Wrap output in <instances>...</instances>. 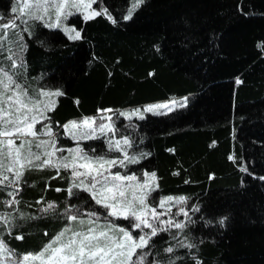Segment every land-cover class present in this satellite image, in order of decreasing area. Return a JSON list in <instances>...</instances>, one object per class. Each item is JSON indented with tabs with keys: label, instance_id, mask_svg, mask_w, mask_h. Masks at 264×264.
<instances>
[{
	"label": "trees",
	"instance_id": "16d2710c",
	"mask_svg": "<svg viewBox=\"0 0 264 264\" xmlns=\"http://www.w3.org/2000/svg\"><path fill=\"white\" fill-rule=\"evenodd\" d=\"M131 4L103 0L115 24L106 17L84 22L80 14L70 16L68 23L82 30L77 41L59 29L30 22L34 35L21 33L26 50L19 82L30 93L41 88L64 93L56 98V110L48 113L62 147L71 146L72 140L61 125L96 116L98 109L117 115L188 97L185 107L164 115L113 118L119 129L115 137L129 135L134 141L130 154H149L127 172L140 176L155 171L157 198H188L183 207L194 223L179 239L187 236L186 242L196 248L177 247L171 255L182 259L176 264H264V180L259 179L264 177V0H145L131 20H124ZM13 7L15 0H0V23L15 18ZM3 63L7 67L10 62ZM80 144L86 151L95 148L96 154L109 155L104 138ZM53 175L48 169L27 172L15 208L2 203L10 199L9 189L0 192V213L11 210L18 225L11 235L0 226V235L21 254L38 251L65 226L66 206L92 202L86 193L68 199L66 191H55L66 189L68 180L50 179ZM61 176L67 174L61 171ZM48 202L58 205L55 215L41 212ZM193 205L200 211H190ZM20 212L37 218L21 219ZM223 217L227 219L221 226ZM19 234L25 238L15 239ZM174 244L169 233H161L154 258L166 264L169 254L163 249Z\"/></svg>",
	"mask_w": 264,
	"mask_h": 264
},
{
	"label": "snow or ice",
	"instance_id": "6c2138e0",
	"mask_svg": "<svg viewBox=\"0 0 264 264\" xmlns=\"http://www.w3.org/2000/svg\"><path fill=\"white\" fill-rule=\"evenodd\" d=\"M144 3L145 0H132L123 19L131 20ZM93 5L98 7L94 8ZM11 11L17 14L15 18L0 23V192L6 188L12 189L6 193L10 199L2 203L8 208H15L21 203L17 197L22 191L21 184L26 183L25 174L48 169L55 172L50 179L68 180L66 189L56 188L55 191H66L68 199H80L81 193H86L104 211L101 213L94 208L84 211L83 204H87V200L81 205L66 206L63 210L65 226L36 252L18 255L0 235V264H162V261L154 258L153 252L155 239L161 233H169L171 239L176 241V244L163 249L164 253L169 254L166 264H176L182 259L171 255L177 247L196 248V244L186 242L187 236L179 239L188 224L194 223L189 210L183 207L188 198L183 195L153 196L159 188L155 171H145L140 176L135 172L120 171L129 165L139 164L149 154H130L128 149L133 147L134 141L129 135H123L120 139L109 138V134L114 137L119 132L112 115H108L114 110L98 109V117H83L79 121L71 120L61 125L64 134L75 141L76 146H58L57 133L53 130L52 118L48 113L56 110V98L64 93L43 88L38 93H30L19 82L21 73L18 69L25 66L21 56L26 50L21 33H27L29 37L34 35L31 30L33 24L30 22H39L51 30L59 29L69 40L77 41L82 39V30L64 26L70 16L80 14L84 22L106 17L113 24L117 22L116 19L103 6V0H17V6ZM4 61L10 62L7 67ZM236 83L239 85L242 81L237 78ZM187 102L188 97H184L170 103L150 105L142 111L137 108L131 112H119L118 115L129 121L133 117L143 120L144 113L164 115L166 113L161 110L172 112L177 107H185ZM37 125L40 127L37 128ZM102 137L107 138L109 152L115 151L121 155L109 157L96 154L95 148L86 151L79 143L100 140ZM228 159L235 163L234 155ZM61 171L67 176H61ZM240 171L247 172V167L241 166ZM259 179L264 180V177ZM42 202L43 198L36 201L37 204ZM172 205L181 207L173 213ZM57 207L55 202H48L41 212L55 215ZM190 211L199 212L200 208L193 205ZM181 215L185 220L174 219ZM20 218L30 220L37 217L25 216L20 212ZM226 219L223 217L219 220L221 226ZM14 220L11 212L0 213V226L9 235L13 227H18L14 225ZM117 220L126 221L129 226L117 224ZM172 229L177 232L172 233ZM24 238L22 234L15 236L17 240ZM149 257L153 259L149 261Z\"/></svg>",
	"mask_w": 264,
	"mask_h": 264
},
{
	"label": "rangeland",
	"instance_id": "374dc122",
	"mask_svg": "<svg viewBox=\"0 0 264 264\" xmlns=\"http://www.w3.org/2000/svg\"><path fill=\"white\" fill-rule=\"evenodd\" d=\"M17 6V0H15V7ZM94 6V5H93ZM82 16V15H81ZM68 20H69V18L64 22V26L65 27H68V28H73V26H71L69 23H68ZM173 100H182V99H170V100H168V101H164V102H159V103H153V104H148V105H145V106H142V107H136V108H131V109H127V110H123V111H119V112H131V111H133L134 109H137V108H139V109H141V111L145 108V107H148V106H150V105H155V104H161V103H170L171 101H173ZM161 111H163V112H168L166 109H164V110H161ZM118 112V113H119ZM145 114H147V113H144V115ZM100 115V113H98L96 116H92V117H98ZM108 115H112V117L113 118H115V116H119L118 114L117 115H115L114 113H108ZM123 117V116H122ZM125 118V117H124ZM82 119V118H81ZM81 119H77V121H79V120H81ZM126 119V118H125ZM132 119H137L136 117H133ZM40 127V125H37V128H39ZM63 133H64V130H63ZM58 136H60V134H57V138H58ZM66 136V135H65ZM43 139H47V137H42ZM102 138H104V137H102ZM109 138H113V139H120V138H117V137H113L112 136V134H109ZM104 139H106L107 140V138H104ZM82 141H80L79 143H81ZM81 145V144H80ZM59 146V145H58ZM76 146V142L75 141H73L72 140V145L71 146H68V147H65V148H72V147H75ZM128 151H129V149H128ZM129 153H130V151H129ZM66 154V153H65ZM108 156L109 157H116V156H120L121 154L120 153H117V152H115V151H112V152H109L108 151ZM113 171H116V169H113ZM120 171H122V172H124V171H127V169H120ZM12 189H9V191H11ZM184 206V205H183ZM179 207H181V205H172V210H175V212H177L178 211V209H179ZM90 208H94L96 211H98V212H103L104 210L102 209V208H99V206H96L95 204H94V202H91L90 203V205L89 206H84L83 205V210L84 211H87L88 209H90ZM158 210H162L163 211V209H158ZM10 212H12L11 210H10ZM6 213H8V212H6ZM86 218V217H85ZM163 219H167V218H165V217H162ZM103 222V221H102ZM116 223L117 224H119V222H118V220L116 221ZM62 230V229H61ZM60 230V231H61ZM10 248V247H9ZM16 253L19 255V254H21V253H19V252H17L16 251Z\"/></svg>",
	"mask_w": 264,
	"mask_h": 264
}]
</instances>
